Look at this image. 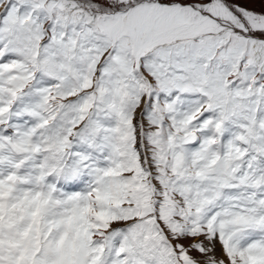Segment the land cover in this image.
Wrapping results in <instances>:
<instances>
[{
	"label": "snow or ice",
	"instance_id": "obj_1",
	"mask_svg": "<svg viewBox=\"0 0 264 264\" xmlns=\"http://www.w3.org/2000/svg\"><path fill=\"white\" fill-rule=\"evenodd\" d=\"M0 264H264V0H0Z\"/></svg>",
	"mask_w": 264,
	"mask_h": 264
}]
</instances>
